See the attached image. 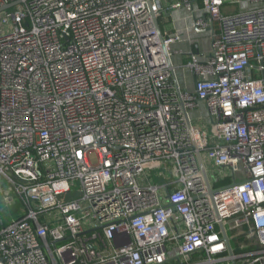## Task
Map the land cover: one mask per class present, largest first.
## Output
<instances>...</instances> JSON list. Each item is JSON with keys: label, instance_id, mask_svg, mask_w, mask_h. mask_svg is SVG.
<instances>
[{"label": "built area", "instance_id": "2783aa9c", "mask_svg": "<svg viewBox=\"0 0 264 264\" xmlns=\"http://www.w3.org/2000/svg\"><path fill=\"white\" fill-rule=\"evenodd\" d=\"M1 194L6 264H264V0H0Z\"/></svg>", "mask_w": 264, "mask_h": 264}, {"label": "crops", "instance_id": "0c3cea01", "mask_svg": "<svg viewBox=\"0 0 264 264\" xmlns=\"http://www.w3.org/2000/svg\"><path fill=\"white\" fill-rule=\"evenodd\" d=\"M237 7V5H236ZM236 9L234 6H230L229 8H226V11L230 12L231 10ZM168 14H167V20L168 22H172V25L168 24L166 22V28L170 31L179 30L183 33V40L180 42L173 43L171 46L172 51L174 50H182L184 53H190L191 51H198V40L202 37H207L209 40V43H211V37L210 34L207 32H196L194 28L192 27L193 17L191 13L185 8L180 5H169L167 8ZM211 47L208 49V51H202L200 48L199 50L201 53L208 54L210 52ZM186 58L185 56L173 53L172 55V61L175 65H178V69H180L184 74L186 72H190L188 68L183 66V63L185 62ZM193 74V73H192ZM194 77V75H193ZM181 83V82H180ZM183 88L188 90L194 89V81H193V88L185 87L183 84H181ZM203 103L201 102L199 107ZM205 107V105L203 104ZM206 108V107H205ZM194 111V110H193ZM200 124H203L201 121H196Z\"/></svg>", "mask_w": 264, "mask_h": 264}, {"label": "rangeland", "instance_id": "374dc122", "mask_svg": "<svg viewBox=\"0 0 264 264\" xmlns=\"http://www.w3.org/2000/svg\"><path fill=\"white\" fill-rule=\"evenodd\" d=\"M243 5V4H242ZM167 18V17H166ZM168 24H170V26L172 25V22H168ZM198 46L199 48L202 50V51H208V49L210 48V43H209V40L207 37H202L201 39L198 40ZM188 70L190 72H186L185 74L180 70V69H177L176 70V75H177V78H178V81L181 82V84H183L185 87H189V88H193V81H194V77H193V74L191 72V70L188 68ZM191 115V118L194 120V121H201V122H204L202 125L203 126H207V116H208V113H207V110L206 108L203 106V104L195 109L194 111H192L190 113ZM208 129L209 131L212 133L214 132V128L209 125L208 126ZM91 158L94 162L97 161V158H96V155L95 153H92L91 154ZM206 163L208 165H210V163L208 162V160L206 161ZM165 168H163V170L165 171ZM162 169H159V171H163ZM209 171L211 174H214L215 172H220L221 169H214V167L212 166L211 168H209ZM151 180L153 182H161V179L157 177V172L155 171H152L151 174ZM8 192H10L9 189H7ZM10 214V210L9 208L5 205V203L3 202V194L0 195V219H3V220H6L8 218Z\"/></svg>", "mask_w": 264, "mask_h": 264}, {"label": "water", "instance_id": "95a60500", "mask_svg": "<svg viewBox=\"0 0 264 264\" xmlns=\"http://www.w3.org/2000/svg\"><path fill=\"white\" fill-rule=\"evenodd\" d=\"M8 6V5H7ZM7 6H5V7H7ZM4 7V8H5ZM158 29H159V34H160V37H161V39L162 40H164L163 38V31H162V28H161V26L158 24ZM169 60H170V62H171V58H170V56H169ZM231 251V250H230ZM231 253H232V251H231ZM0 264H6L5 263V260H4V258L2 257V256H0Z\"/></svg>", "mask_w": 264, "mask_h": 264}]
</instances>
